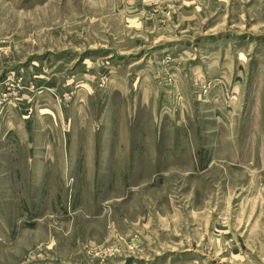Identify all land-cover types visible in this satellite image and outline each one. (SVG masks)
<instances>
[{
    "label": "rangeland",
    "instance_id": "obj_1",
    "mask_svg": "<svg viewBox=\"0 0 264 264\" xmlns=\"http://www.w3.org/2000/svg\"><path fill=\"white\" fill-rule=\"evenodd\" d=\"M0 264H264V0H0Z\"/></svg>",
    "mask_w": 264,
    "mask_h": 264
}]
</instances>
